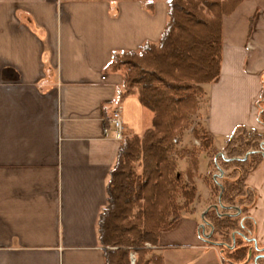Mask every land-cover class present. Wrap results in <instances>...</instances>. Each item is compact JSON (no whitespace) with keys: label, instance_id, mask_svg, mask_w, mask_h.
<instances>
[{"label":"crops","instance_id":"0c3cea01","mask_svg":"<svg viewBox=\"0 0 264 264\" xmlns=\"http://www.w3.org/2000/svg\"><path fill=\"white\" fill-rule=\"evenodd\" d=\"M167 7L168 0H0V264H104L98 219L122 141L113 112L122 105L126 137L141 136L154 116L136 93L119 96L123 76L108 65L115 52L157 42ZM222 34L220 76L202 85L209 160L210 151L229 160L227 143L241 126L264 133V0L224 15ZM201 154L194 186L206 187L160 232L155 253L164 264H231L210 241L206 214L241 206L220 196L213 203ZM217 166L222 186L227 169ZM246 186L254 196L250 238L260 251L240 264H264V160Z\"/></svg>","mask_w":264,"mask_h":264},{"label":"trees","instance_id":"16d2710c","mask_svg":"<svg viewBox=\"0 0 264 264\" xmlns=\"http://www.w3.org/2000/svg\"><path fill=\"white\" fill-rule=\"evenodd\" d=\"M245 0H168V19L157 42H146L137 50L115 52L108 67L121 72L119 96L136 93L154 114L152 125L140 135L121 141L106 186L107 203L98 219V239L104 264H164L163 257L148 248L159 244L161 231L173 229L181 211L196 198L194 172H179L175 151L182 134L190 127V114L199 108L197 96L203 84L216 81L223 61V17ZM259 122L264 127V90L259 103ZM196 136L200 135L196 133ZM201 137V136H200ZM202 148L211 140L202 136ZM233 168L222 186L210 183L222 203L241 206L239 214L207 212L212 225L209 239L221 246L224 261L240 264L259 253L250 238L254 229L248 208L254 196L247 190L246 177L264 160V133L237 128L226 146ZM245 153L248 155L246 158ZM198 157L193 166L198 169ZM185 199L179 203V196Z\"/></svg>","mask_w":264,"mask_h":264},{"label":"rangeland","instance_id":"374dc122","mask_svg":"<svg viewBox=\"0 0 264 264\" xmlns=\"http://www.w3.org/2000/svg\"><path fill=\"white\" fill-rule=\"evenodd\" d=\"M197 101L199 102V108L196 111L195 114H190V127L189 129H187L181 136L180 138V142L179 145L175 151V157L176 159L179 161V172L183 175H185V179L188 182V177H187V173H189L190 171H192V173L194 172V183H195V178L197 176L198 173V169L195 170L194 166H193V158L199 157V154H201L200 156V169L203 172H206L208 169V164L210 163V171L207 173L208 177L207 179L210 180L212 183L214 182V178H215V174L219 173V169H218V164L219 162H217L216 159H218L219 161H221V157H218L217 151H210L209 155H210V160L208 158V155L205 151H209L208 150H204L202 148V143H203V139L202 136H204L206 133L202 128V122H203V118L205 117V113H206V107H207V96L206 93H201L197 96ZM196 133H198L200 136L197 137ZM207 135V134H206ZM197 141H199V144L197 143ZM247 154L245 153V156ZM247 157V156H246ZM216 161V162H215ZM199 168V165H198ZM234 172L233 168L231 169H227V177L229 179H234L237 177L232 178L231 174ZM226 175V174H225ZM206 187V186H205ZM205 187H203L202 183L199 182L198 183V192H203ZM195 201V200H194ZM213 203H217L218 201V196H214L213 194ZM179 203L182 205L185 203V199L183 196H179ZM192 205H189L188 207H185L184 210L181 211L182 212L186 211L189 212L192 209ZM227 212V211H226ZM148 248H153L154 252H155V248L152 247L150 244H147ZM159 255V254H158ZM135 264L136 262V253L132 252L131 253V264H133V262Z\"/></svg>","mask_w":264,"mask_h":264},{"label":"built area","instance_id":"2783aa9c","mask_svg":"<svg viewBox=\"0 0 264 264\" xmlns=\"http://www.w3.org/2000/svg\"><path fill=\"white\" fill-rule=\"evenodd\" d=\"M122 112H123L122 105H118L115 108V110L113 112V116L111 118V122H112V124H113V126L115 128L116 137L119 140H123L126 137L125 136V125H124L123 118H122ZM197 143L199 144V141H197ZM218 157H221V160H223V159L226 160L227 159V156H226L225 153H219ZM216 160H218V159H216ZM223 175H224V171L219 169V173L216 174L215 179H219V178L223 177ZM226 211L220 212L219 214L222 215V216H226V215H229V214H239L241 212V209L239 207H235V208H233L231 210V212H229V211L226 212ZM205 224H207V223L203 222L202 226L205 227ZM201 229H202V227H201ZM133 264H134V262H133Z\"/></svg>","mask_w":264,"mask_h":264}]
</instances>
